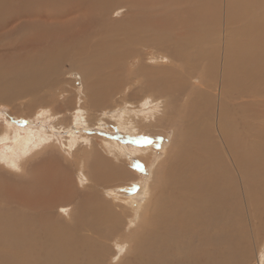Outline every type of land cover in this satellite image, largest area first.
Here are the masks:
<instances>
[{
	"label": "bare ground",
	"instance_id": "bare-ground-1",
	"mask_svg": "<svg viewBox=\"0 0 264 264\" xmlns=\"http://www.w3.org/2000/svg\"><path fill=\"white\" fill-rule=\"evenodd\" d=\"M14 1L0 0V107L13 102L23 104L26 108L24 111L21 106V113L31 111L27 115L31 117L41 104L45 105L47 113L38 111L39 117H34V121L40 119L37 124L42 127L43 121L56 120L54 131L45 134L42 128L32 129L28 121L16 122L20 110L17 113L8 108L9 116L5 117L0 111V120L5 118L6 122L0 146L3 157L0 158L8 168L18 170L23 158L41 150L36 161L26 159L21 167L27 168L25 175L31 179L37 175L32 165L49 161L47 171L53 178L61 169L51 166L52 154L48 149L53 147L58 134L66 130L63 148L69 156L77 157L86 185L78 190L67 180L63 194L53 196L48 193L51 188L46 184L37 185L39 189L32 188L28 193L20 189L22 183L8 186L5 174L0 172V264H106L108 256L96 255L99 250L103 251L85 234L87 231L91 235L97 234L103 241H126L129 250L123 264H249L253 253L245 246V212L250 217V228L257 236L256 240L264 243V147L246 144L239 137L241 132L235 122L233 129L227 125L229 111L222 99L228 97L240 82L241 75L235 73V63L223 61L218 79L209 81L210 86H207L204 74L210 67L201 68L200 65L213 60V52L207 51L210 49L205 45L210 42L207 27L212 29L217 20L207 26L208 11L218 6L224 8L226 16L223 15L221 22L227 33L231 25L237 30L234 24L246 29L250 27V17L260 13L264 0ZM118 11H122L123 16L113 19L112 15H117ZM204 30L206 34H203ZM250 33L248 40L252 45L259 36ZM259 41L262 40L259 38ZM239 47L236 48L234 43L226 58L232 53L238 56L243 50ZM262 49L260 44L257 51ZM148 50L155 51L153 55L159 62L169 58L174 65L189 68V75L199 72L190 76L185 94L176 87L173 91L179 93L171 99L167 94H173L172 80L177 84L180 81L175 78L183 77L178 74L180 69L172 73L173 63L156 69L143 64L132 70L130 76L139 80L136 91L152 93V98H145L153 102L163 97L159 100L162 111L152 109L140 118L138 126L130 116L122 121L121 116L116 115L120 110L112 111L109 99L121 94L124 81L121 72L126 63L145 61L143 51ZM225 51L223 49L224 57ZM217 54L221 53L214 55ZM66 66L70 74L75 72L82 77L83 93L87 97L81 109L75 104L66 105L72 113L70 118H66L57 106L48 109V98L41 94L42 89L49 90L57 84L56 73L63 72ZM198 75L200 83L214 91L213 96L203 88H200L201 92H195L196 89L191 87ZM183 97L184 104L190 107L192 115L200 118V122L207 116V103L215 100L218 112L213 127H216L220 143H216L203 127L184 123L177 134L179 129L175 125L176 148L166 149V156L152 170L145 188L146 202L137 210L138 223L125 234L123 230L131 221L127 220L134 216L136 204L126 195L124 204L117 205L112 200L109 203L104 194L110 195L111 191L120 188L129 190V185L136 180L135 170H139L137 166L131 169L129 164L137 161L142 165L154 152L151 147L145 152L139 148H126L107 137L115 125L142 136L160 133L165 130L163 125L168 126V117L180 106ZM167 105L172 108L167 110ZM83 108L91 111L87 120L82 117ZM158 117H162L161 124ZM84 124L88 130L93 128L95 135H84L78 127H85ZM9 129L16 132L13 133L15 136ZM189 143L195 146L194 152ZM65 164L61 168L70 172L71 166ZM259 174L263 177L257 178ZM11 196L14 202L8 201ZM57 208L65 210L64 213L68 211L67 221L51 213Z\"/></svg>",
	"mask_w": 264,
	"mask_h": 264
},
{
	"label": "rangeland",
	"instance_id": "rangeland-1",
	"mask_svg": "<svg viewBox=\"0 0 264 264\" xmlns=\"http://www.w3.org/2000/svg\"><path fill=\"white\" fill-rule=\"evenodd\" d=\"M2 1L5 2L7 0H2ZM220 8L218 6L217 8H214L213 10L208 11V14L206 13L208 15L207 26L210 25V24H213L215 22V20H217V23L214 24L215 26L211 27L212 29H210L209 26L207 27V32L212 33V35L210 33H207L209 35L210 42L207 41L206 42L207 44L205 45V48L210 49V50H207V51H210V53L213 52V60L206 62L205 65L202 62L200 67L201 68L204 67V66H209L210 67L209 70L204 73L205 77H206V81H207L206 82L207 86H210V82L209 81L215 82V80L218 79V77L220 75L219 72L221 71L222 62L223 61L226 60L227 64L229 62L235 63V66H236L235 73L237 72L238 76L241 75L240 76V82H238L234 86L233 90L231 92H229L228 97L225 96L222 99V103L224 104L225 108L229 111V115L227 114L228 117L226 118L227 119V125L231 126V128L233 129L232 124L235 122V124L238 126L239 131L241 132L239 134V131L237 130V133L239 134V137H241L246 144L249 143L248 145L254 144L256 146L264 147V58H263L264 57V52H263L264 49H262L263 51L261 50L260 52L257 51V48L260 46V44H262L263 48H264V20H263L264 19V15H262V13L264 14V3L262 5H260V13L256 14V16L253 15V16L250 17V19H252V23L249 24L250 27H248L246 29V28H244V26L242 27V26H239V24H234L235 27H238L237 28L238 31L235 28H233L234 26L231 25L227 29V31H226L227 33H224V30H223V27H222V22L224 20V16H226V13H225V10H224L223 7H222V9H220ZM119 15L123 16V12L121 11V13H119V11H118L117 15L116 14L112 15V18L113 19H115V18L118 19L117 16L119 18H121ZM220 15H221V17H220ZM258 18H260V20ZM220 26L222 27L221 30H220ZM251 26L253 27V30H250V29H252ZM218 30H220V31L218 32ZM205 31L206 30H204L203 34H206ZM251 31L254 34H257V31H258L257 35L259 36V38L262 41H259V38H258V39H256L258 41H254L255 43L252 41V43H254V44L251 45L250 44L251 41L248 40L249 38L251 39V37H249V35H251V33H250ZM259 32H260V34H259ZM239 33L242 36L244 34H246V33L248 35H246V37L245 36L242 37V36L239 35ZM229 34H230V36H229ZM204 37L207 38L206 36H204ZM238 37L240 39L245 37V39H247V40H245V39L242 40L241 39V43H240V39ZM244 41H245V45H243ZM234 43H236V48H238V46H240L239 48L243 49L244 51L241 50L240 53H239L240 55L237 54L238 56H236V55H234L232 53V55L229 58H226L229 49H231L232 46H234ZM238 43H239V45H238ZM250 47H251V50H250ZM223 49H226V51L224 53L225 57L223 55ZM154 52H155L154 50H152V51L148 50V51H145V52L143 51L144 56L146 58L145 61L134 60V62H132L131 64H127L126 63V66L123 67V71L121 72V80L123 79L124 81L121 83V94L112 96L109 99L110 103H111V107H112L111 110L113 111L114 109H119L120 111H118L117 113L115 112V113H116V115L118 114V115L121 116L120 119L122 121L125 119L126 116H130V117H132L134 119L135 124H137L139 126L140 118H143L145 115L147 116L149 114L148 112L151 111L152 109L157 108L159 110V112L162 111L161 110L162 102H159V100H161L163 97L162 98H158L156 100L157 102L156 101L153 102L150 99V98L153 97L152 93H149V92L140 93V92L136 91V86L139 84V80L134 79V77L130 76L132 70H136V68H138V66L143 65V64H148L150 67H153V68L156 69V68L161 67V65H168L170 63L171 64L173 63V61L170 60L169 58H164L165 60L163 59L162 62L161 61L159 62V60H155L156 56L153 55ZM219 52L221 54H217V56H215L216 53H219ZM242 53H245V54L242 55ZM152 56H153V58H152ZM221 56L224 57V58H221ZM136 61H138V62H136ZM172 67H173L172 73L175 74L176 70L180 69L178 74L179 75H183V77L175 78V80H177L178 82L180 81L177 84L173 83L174 79L172 80V83H171V86H172L171 90L172 91L171 90L170 91L173 92V94H167V96H169L171 99L175 95H177L179 92H182V93L184 92V94H185L186 90H187V84H188V80H189L190 76L193 73L199 72L197 70L196 72H192L189 75V72H191V70L189 68L186 69V67L184 65L180 64L178 66V65H174V63H173ZM67 68L68 67L66 66L65 68H63V72L60 71L59 73H56L55 77H57V76L59 77V78L58 77L56 78L57 84L54 85V87H52L49 90L42 89L41 94L43 93L44 95H46L48 100L50 98H52V99H50V101L46 100L47 105H48V106L46 105V107L48 109H54L57 106V107L62 109V111L65 113L64 115L66 116V118H70L72 113L69 110V108L66 107V105L70 104L72 106V105L75 104L77 107H79V109H81L82 104H86L87 97L83 93V85H84V83L82 82V80H83L82 77H80L75 72H71V74H70V72L68 71L69 68L68 69ZM201 68H199V69H201ZM250 71L253 72V73H251ZM198 77H200V75H198L196 77L195 81H193V83L191 84V87L196 89L195 92H197V90H198V92H201L200 88H203L211 96H213L215 94L214 91H212L211 88L205 87L203 84H201ZM139 79L142 80V78H139ZM77 87H78V89H77ZM176 87H179L178 88L179 92H174L173 91V89L176 88ZM240 87L242 88L243 91L245 89H246V91L243 92L241 90L242 91L241 92L240 91ZM256 87H258V88H256ZM56 88H58V89H56ZM243 88H245V89H243ZM250 88H252V89H250ZM147 89H149V88L147 87ZM45 90H47V91H45ZM188 91H189V89H188ZM244 93H246V94L248 93V94L246 95ZM145 96H148L150 98H145ZM184 97H185V95H184ZM184 97H183V100H182L180 106L178 108L176 107L174 109L175 110V112L173 113L174 115L172 114L173 116L170 115V117H168L169 118V120L167 121L168 122L167 123L168 126H164L162 124L163 128H165V130L167 129L166 131L163 129L162 131H160V133H155L156 135H149V136L145 135V136H142L138 132L137 133H132V132H129V131H124L121 128H119L118 125L114 124L115 126L110 131L109 137H107V139L111 138L113 141L116 142V144L123 145L126 148H134V149L139 148V149H141V150H143L145 152V151L149 150V148L151 147V151L154 152L153 155H151L149 157L150 160L145 161V163H143L142 165L138 164L137 161H133L135 163L129 164V165H131V166H129L131 169H133V170L135 169L132 166H134V167L137 166L136 168L139 169V170H135L137 172L136 180L138 181V183L137 182L135 183L136 180H133L132 182H134V183L132 185H129V187H131V188H128L129 190H127L126 188H123V189L120 188V189H117V190H113V192L111 191L110 195H109V193L104 194V198L109 203L112 200V202H114V204H117V205L118 204H124V202H122V201H127L126 198L124 197L126 195L127 197L129 196L130 198H132L133 202L136 204L137 208L133 209L134 216H132L134 219L132 217H130V219L127 220V221L131 220V221L128 222V226L125 227L124 230H123V232L125 234H127L129 232V230L132 228L133 225H137V223H138L136 221H138L139 218L136 215H138L139 209L146 202V195H145V191L146 190H145V188H146V185L149 183V180L151 178L152 170L156 167L157 163L161 162L162 159L166 156V154H167L166 153V149H168V151H172V150H174L176 148V146H175L176 140L174 141V137L176 135L175 128H174L175 125L176 126L178 125L177 129H179L177 131V134L180 133V129H181L180 126L182 124H184V123L185 124L188 123V125H196L198 127H203L208 132V134L211 135L210 137L214 138V141H216V143L217 142L220 143V140H219V137H218V133L216 131V127H213V126H215L216 114L218 112L217 103L215 102V100L212 99L211 103H207V106L205 107V109L207 110V116L204 118V120L202 122H200V118L196 117L195 115H192L191 114L192 110L190 109V107H188V105L184 104L185 103V98ZM252 97H254V98L256 97V98L252 100ZM64 99H65V101H64ZM204 101H205V99H204ZM77 102H79V103H77ZM144 102H146L147 105L145 104L142 107ZM16 104H17V106H16ZM255 104H257V105H255ZM3 105L4 106L0 107V111H3V113H1L2 117H5L6 115H8V112H9L8 108L11 109V111L12 110H16V111L20 110V113L22 111V108L24 109V111H25V108H26L25 105H23V104H19L18 105V103H15V102H13L10 105L9 104H3ZM21 106H22V108H21ZM44 106L45 105L39 104V105H37V108L34 109V111H36V113H38V111H40V110H45L46 108ZM5 107H7V108H5ZM31 107H32V105L30 106V108ZM170 108H172V107H170V105L166 106L167 110H169ZM28 109H29V107H28ZM147 109H148V111H147ZM82 111H83L81 113L82 117H85L86 120H87L89 118V115L91 116V111L89 113L84 108H83ZM120 112H123V113H120ZM17 113H19V111ZM20 113L17 114L19 116L16 118V122H23V121L27 122L28 121L30 123V125H32L31 126L32 129L36 128V130H37V129L42 128L41 130L42 131L44 130L45 134L48 133V132L51 134V132L54 131L53 126H54V123H55L56 119L55 120L54 119H48L49 121H47V120L41 118V120L42 119L45 120V121H43V124H45V125L40 127V125L37 124L40 119L37 120V121H34V119L37 116L39 117L38 114L33 112L34 116L32 115L31 116L32 118H31L30 116H27L28 114L31 113V111H30V113L29 112H27V113L23 112L21 114ZM45 113H47L46 110H45ZM187 114H188V117H187ZM3 119L5 120V118H2L0 120V146H1V143H2L1 138H2L3 127H4V125H6V122L4 123ZM157 121L161 124L162 117H158ZM147 122H148V119L144 122V124H146ZM33 124H35V125H33ZM84 125H85V127H82V126L80 127V125L78 126L79 130H81L84 135H86V134H87L86 136L95 135L96 131L93 128L88 130L86 128V124H84ZM76 126H75V128H78ZM117 126H118V128H117ZM135 127H137V126L135 125ZM45 129L47 131H45ZM251 130H252V132H251ZM10 131H11L12 134L13 133L16 134V132H14L12 129ZM85 131H87V132H85ZM242 131H244V133ZM61 132L56 137L53 147L48 149L49 150L48 153L51 152L50 154H52V158L50 159L51 160V166L52 167H54V165H55V167L58 166L59 169H61L59 171V173L53 178L48 175L47 169L50 168L49 167L50 165L47 166L48 162H49L48 161V162H45V163L41 162V163L32 165L34 167L35 173L37 174L33 178L30 179V176L25 175L27 168H23V167H21V165L23 164V162L26 159L32 158V162L36 161V158L38 157L37 154L41 150H39L34 155L32 154V155L27 156L26 158H23L24 161L21 160L20 164L18 165V167H19L18 170H15V167H13L14 169L10 168V167L8 168V166L5 164V161L1 160L2 158H0V172L2 174L3 173L5 174V178L7 179L6 182H7L8 186L11 185V184H13L12 186H14L15 184H18V183L21 184L22 183L20 189H23L25 192L31 193L32 188H33V190H37V189H39L38 188L39 185L40 186H44L46 184V185H48L51 188V191L48 192V193L52 194L53 196H57L59 194H63L64 190L66 189L67 180L70 181V184L73 186V188H76L78 190H81L82 189L81 187L86 185V183H85L86 178H85V175L83 174V172L81 171L82 169H80L79 166H78L79 164L77 163V157L76 156H74V157L69 156L66 153L65 148H63L62 138L67 136V134L65 133L66 130H63ZM249 133H251V134H249ZM15 134H13V135L15 136ZM153 136H155V137H153ZM188 146H189L190 149L192 148L191 151L194 152L195 146H193L190 143L188 144ZM152 147H154V149H152ZM60 148H62V149H60ZM2 154L3 153H0V155H2ZM58 156H60V157H58ZM0 157H3V155L0 156ZM66 162L69 163V165L71 166L70 167L71 168L70 172L69 171L68 172H66V171L64 172V170L62 169L64 167L63 165ZM229 166H230V163H229ZM44 175L45 176L47 175V176L45 177ZM258 177L262 178L263 176H262V174H259V175H257V178ZM132 192H133V194H132ZM106 195H108V196H106ZM134 195H136V196H134ZM24 196H26V195L24 194ZM12 198H13V196H11L10 199H8V201L14 202L12 200ZM60 209L61 208L52 209L51 213H53V215H55L56 217L59 216L60 219L63 217L61 219L62 221H64V220L67 221V218L69 217L68 216L69 215L68 211L66 213H64L65 210H62V209L60 210ZM243 212H244V210H243ZM244 215H245V217L243 218V225H244V230H245L246 237H247V240H246L247 242H246L245 246H246V248H249L252 251V253H253L252 254L253 258H252V260L250 261L249 264H264V249H263L264 248V243L262 241L259 242L258 238L256 240L257 236L254 235V233H252V228H250V226H251L250 225V222H251L250 221V217L246 214V212L244 213ZM124 220H126V219H124ZM123 225H125V223ZM85 234L88 237H90V240L92 238L93 243L95 242V244H97L96 247L100 248L103 251V253H104L103 254L99 250L96 253V255L108 256V257H106V258H108V262L106 264H119L123 257L124 258L122 260H124L127 257L126 253L129 250V249H127L129 247V245H128V243L126 241H124V242L122 241L121 242L120 240H115L114 239V241L111 240V241L108 242V241L101 240V238L97 234L91 235V233L88 232V231L85 232ZM258 247H260V248H258ZM81 248L82 247H80V249ZM105 252H107L106 255H105ZM126 260H124L120 264H123Z\"/></svg>",
	"mask_w": 264,
	"mask_h": 264
}]
</instances>
